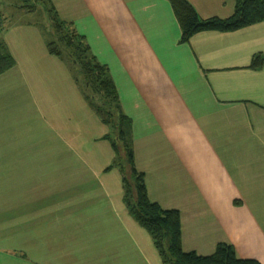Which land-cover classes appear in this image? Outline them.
<instances>
[{
    "label": "crops",
    "instance_id": "0c3cea01",
    "mask_svg": "<svg viewBox=\"0 0 264 264\" xmlns=\"http://www.w3.org/2000/svg\"><path fill=\"white\" fill-rule=\"evenodd\" d=\"M19 1L0 6L23 8ZM48 1L107 68L135 166L148 197L179 210L183 250L210 254L225 242L264 264V22L182 40L170 0ZM188 1L201 18H226L236 5ZM8 22L0 264H163L124 204L111 129L70 63L49 53L36 22ZM255 54L263 57L256 68ZM45 151L57 157L45 160Z\"/></svg>",
    "mask_w": 264,
    "mask_h": 264
},
{
    "label": "trees",
    "instance_id": "16d2710c",
    "mask_svg": "<svg viewBox=\"0 0 264 264\" xmlns=\"http://www.w3.org/2000/svg\"><path fill=\"white\" fill-rule=\"evenodd\" d=\"M20 1H25L24 6H27L26 0ZM36 1H41L43 5L49 2ZM170 1L181 25L182 40L203 30L231 31L255 22H264V0H236L234 12L226 18H201L188 0ZM27 8L33 10L32 5ZM46 8L54 34L46 42L47 49L60 58H65L66 54V61H71L72 70L74 64L79 66L82 74L79 83L85 97L111 129L107 136L117 152L113 164L123 170L124 204L134 219L151 234L163 264H260L256 258L239 257L233 246L225 242L218 243L210 254L183 250L179 210L164 208L157 201L151 200L147 194L144 173L135 166L128 133L129 120L120 109L116 89L107 68L97 61L82 35L60 20L50 5L47 4ZM13 63L12 55L5 50L0 40V73ZM262 64L263 57L255 54L249 66L256 68ZM121 156L126 160L128 173H124Z\"/></svg>",
    "mask_w": 264,
    "mask_h": 264
},
{
    "label": "rangeland",
    "instance_id": "374dc122",
    "mask_svg": "<svg viewBox=\"0 0 264 264\" xmlns=\"http://www.w3.org/2000/svg\"><path fill=\"white\" fill-rule=\"evenodd\" d=\"M2 0H0L1 2ZM20 2V1H19ZM25 1L21 2V5H23V8L17 7L16 4L14 3H5L2 7L0 6V31L2 25L3 26H7L11 23H9L8 21H13L16 19H20V20H32L34 22H36L38 24V32H40L43 36L45 41L47 39H52L54 34H53V29L51 28L50 25V20L47 14V9L46 6L44 7L43 4L41 3V1H36V0H26V4L27 6L32 5L33 6V10H29L27 8V6H24ZM4 15H6L4 17ZM7 20V22H6ZM65 56V60L66 59V54H64ZM68 63L71 64V61H67ZM73 76L75 78H77L78 80L82 79V74L80 71V68L77 64H74L73 66ZM49 155V156H48ZM45 156V160H47L46 158L48 157L49 160L53 158H56L57 156L55 155V153L53 154H49L47 153V151H45L44 153ZM121 162L124 165V173H128V168L126 165V160L124 158V156H121ZM126 169V170H125ZM50 172V169L45 168V177H46V173ZM61 173L63 176L67 175L66 169H61ZM60 174V173H59ZM58 176V175H57ZM46 182V181H45ZM52 191L51 185L50 184H45V194H47V192Z\"/></svg>",
    "mask_w": 264,
    "mask_h": 264
}]
</instances>
